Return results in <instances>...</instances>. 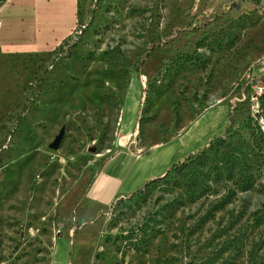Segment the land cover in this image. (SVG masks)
Masks as SVG:
<instances>
[{
  "label": "rangeland",
  "instance_id": "rangeland-1",
  "mask_svg": "<svg viewBox=\"0 0 264 264\" xmlns=\"http://www.w3.org/2000/svg\"><path fill=\"white\" fill-rule=\"evenodd\" d=\"M56 1V18L31 25L67 30L53 46L0 48V264H48L59 235L74 264H264V178L209 212L211 195L187 202L170 177L108 205L89 193L110 153L164 143L206 110L223 107L209 138L246 135L242 118L264 110V0ZM32 5L1 0L0 15L21 7L31 22Z\"/></svg>",
  "mask_w": 264,
  "mask_h": 264
},
{
  "label": "crops",
  "instance_id": "crops-1",
  "mask_svg": "<svg viewBox=\"0 0 264 264\" xmlns=\"http://www.w3.org/2000/svg\"><path fill=\"white\" fill-rule=\"evenodd\" d=\"M66 2L74 11L75 0H66ZM31 3L33 5L30 10L27 9L32 17L31 22L23 20L26 10L21 7L12 9L8 14L0 15V48L2 50L45 49L53 46L66 34L67 30L57 34L53 39H48L46 36L40 37L38 26L31 27L32 22L37 23L41 17L46 21L56 18L60 11L59 3L57 4L56 0H31ZM138 84L137 77H132L123 107V128L127 127V122H131L133 127L136 124L137 111L132 108V101L137 93ZM130 108L131 114H129ZM222 111L223 107L219 113L213 115L211 109L206 110L192 122L188 129L164 143H157V145L146 149H141L138 146L130 147L129 143L128 148L121 147L110 153L93 174L94 177L89 188L90 197L108 205L124 193L137 189L147 179L162 173L175 161L181 160L190 152L201 148L207 143L211 132L219 127L220 123L217 120L219 117L222 118ZM209 125L213 127L212 130L200 138L198 143H192L193 135L203 132ZM188 143L190 146H187ZM53 244L48 264H74L69 259L73 252L70 250L73 245L71 239L59 235L54 239ZM75 260L77 264L82 262L77 258Z\"/></svg>",
  "mask_w": 264,
  "mask_h": 264
},
{
  "label": "trees",
  "instance_id": "trees-1",
  "mask_svg": "<svg viewBox=\"0 0 264 264\" xmlns=\"http://www.w3.org/2000/svg\"><path fill=\"white\" fill-rule=\"evenodd\" d=\"M68 56L69 51L65 53V57ZM258 97H264V91ZM260 105L259 102L253 113L248 112L242 118L245 136L237 127L225 129L223 133L211 136L201 148L143 183L169 177L176 179L175 185L181 187L187 202L212 196L207 203V212L223 207L242 192L261 189V179L264 178V110Z\"/></svg>",
  "mask_w": 264,
  "mask_h": 264
},
{
  "label": "water",
  "instance_id": "water-1",
  "mask_svg": "<svg viewBox=\"0 0 264 264\" xmlns=\"http://www.w3.org/2000/svg\"><path fill=\"white\" fill-rule=\"evenodd\" d=\"M61 135H62V128H60L57 132H56V134L54 135V137L52 138V140L49 142V146L51 147V148H55L56 146H57V142H58V140L60 139V137H61Z\"/></svg>",
  "mask_w": 264,
  "mask_h": 264
},
{
  "label": "built area",
  "instance_id": "built-area-1",
  "mask_svg": "<svg viewBox=\"0 0 264 264\" xmlns=\"http://www.w3.org/2000/svg\"><path fill=\"white\" fill-rule=\"evenodd\" d=\"M262 87H264V84L262 85Z\"/></svg>",
  "mask_w": 264,
  "mask_h": 264
}]
</instances>
